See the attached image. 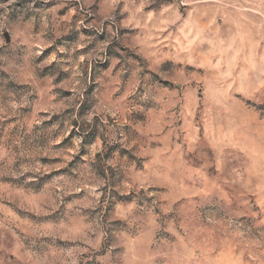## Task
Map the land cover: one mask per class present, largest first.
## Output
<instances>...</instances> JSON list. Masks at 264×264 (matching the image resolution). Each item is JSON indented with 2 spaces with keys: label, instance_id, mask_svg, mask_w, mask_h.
<instances>
[{
  "label": "clouds",
  "instance_id": "obj_1",
  "mask_svg": "<svg viewBox=\"0 0 264 264\" xmlns=\"http://www.w3.org/2000/svg\"><path fill=\"white\" fill-rule=\"evenodd\" d=\"M0 264H264V0H0Z\"/></svg>",
  "mask_w": 264,
  "mask_h": 264
}]
</instances>
